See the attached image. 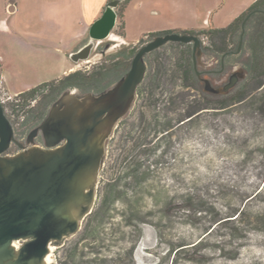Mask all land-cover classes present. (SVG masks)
<instances>
[{"label": "rangeland", "instance_id": "obj_1", "mask_svg": "<svg viewBox=\"0 0 264 264\" xmlns=\"http://www.w3.org/2000/svg\"><path fill=\"white\" fill-rule=\"evenodd\" d=\"M9 1L0 0V20L6 19L9 26L16 22L24 29L30 27V22H35L36 0H16L15 12L9 10ZM120 26L118 20L108 38L100 41L90 38L81 48L73 50L69 54L73 71L93 70L118 62L114 56L131 43L118 35ZM2 27L4 23L0 24V48L7 58L14 59L16 84L31 89L63 76L69 66L66 46L58 50L28 49ZM198 37L203 43L197 57V70L201 73H196L199 89H184L180 80L178 67L184 47L167 43L147 56L149 75L104 143L105 157L92 212L81 222L78 233L54 248L55 264H89L87 260L96 256L104 264H264V86L254 94L255 98L225 109L216 105L200 109L192 121L181 122L189 109L204 104L201 94L204 90L226 94L245 77L241 65L245 57L235 58L222 67L216 57L205 51L207 38ZM154 39L144 37L145 42H132L137 47L136 53ZM83 48L85 51L80 53ZM190 49L193 50L192 43ZM161 66L167 73L160 81L156 74ZM10 75L14 77L13 72ZM234 77V86L226 91ZM183 92L188 94V104H183ZM0 98L5 101L7 116L18 127L25 119V111L38 104L29 101L30 105L22 108V100L21 106L13 111L11 105L17 102V95L9 94L1 82ZM211 101L218 104L220 99L210 98ZM168 121L170 130L164 128ZM40 125L17 139L29 148L43 147L45 138L41 130L28 142ZM19 151L13 144L7 155ZM133 161H143L146 168L150 166L148 182L133 195L129 181L123 180L122 201L107 214L100 213L109 184ZM188 206H194L195 212ZM238 208H245L240 218L244 224L240 220L227 226L214 225L217 216H226ZM103 219L107 224L103 225L106 230L101 234L104 241L87 240V229L101 224ZM126 221L132 225L128 226ZM213 225L216 229L204 245L192 247ZM136 226L141 228V233ZM182 244L192 245L175 263L173 248ZM92 250L96 255L90 253ZM76 251L86 257L74 256Z\"/></svg>", "mask_w": 264, "mask_h": 264}, {"label": "water", "instance_id": "obj_2", "mask_svg": "<svg viewBox=\"0 0 264 264\" xmlns=\"http://www.w3.org/2000/svg\"><path fill=\"white\" fill-rule=\"evenodd\" d=\"M116 5L110 3L92 25L93 41L112 34L117 20ZM169 42L193 43L194 66L201 75L197 57L203 43L198 36H158L139 49L130 70L105 91H65L29 137L31 142L41 130L45 138L41 148H29L16 138L0 98V264H43L51 241L64 242L80 231L81 222L92 212V207L89 210L85 204L94 203L95 189L92 186L87 190L91 174L99 173L105 157L107 139L99 132L104 117L117 110L115 124L127 111L146 76V56ZM235 80L234 77L226 91ZM60 143L63 144L58 147ZM13 144L20 151L9 156L7 152ZM79 205L82 214L76 216ZM17 241L22 242L18 249Z\"/></svg>", "mask_w": 264, "mask_h": 264}, {"label": "trees", "instance_id": "obj_3", "mask_svg": "<svg viewBox=\"0 0 264 264\" xmlns=\"http://www.w3.org/2000/svg\"><path fill=\"white\" fill-rule=\"evenodd\" d=\"M133 0H109L108 5L115 2L117 5L115 7V12L117 14L118 20L121 23V32L118 33L121 37H126V23H125V11L128 5ZM107 5V6H108ZM245 22V24H244ZM244 24V25H243ZM170 33H180L189 34L196 36H205L208 40V46L205 47V51L213 55L219 61L220 66H226L235 58L245 57L242 62V69L244 71L245 77L240 79L237 84L229 90L226 94H214L207 91H203L202 97L204 104L198 109H189L188 112L183 115V120L181 122H188L193 120V116L198 113L200 109H211L215 105L218 109H225L227 107L233 106L238 103H243L250 98H255V93L258 92L264 86V0H256L243 14L237 17L230 25L225 28H210L206 30H170V31H158L150 32L145 34L139 43L145 42L144 37H158ZM84 41L83 43H86ZM178 44L184 49L180 57V65L178 67L180 74V80L184 82V89H199V80L196 74V69L193 61V50L190 49V44H185L182 42H169ZM193 44V43H192ZM165 46V45H164ZM162 46L161 48H163ZM161 48L149 53L148 55L158 52ZM137 47L133 43L129 46L124 47L119 55L114 56V60L118 59V62H114L112 65L100 66L93 70H76L63 75L61 78L56 80L42 83L36 87H33L27 91H24L17 95V102H13L11 107L13 111H16V107L21 106L22 100L24 104L22 108H26L29 101H37L38 104L32 108L25 111V119L17 126V123H13L16 138L19 135L28 133L31 129L40 125L46 118L50 106L55 103L58 98L69 89H78L82 93H101L107 88L111 87L119 79H121L128 71L131 66V60L136 55ZM233 52V54H228ZM147 55V56H148ZM147 56L145 61L147 63ZM162 70V71H161ZM167 71L161 66L158 68V73L156 74L160 81L166 76ZM149 73L139 87L145 82ZM161 75V76H160ZM163 76V77H162ZM176 77H174L175 79ZM171 79V78H170ZM188 94L183 92V104H188L187 102ZM211 99H220L218 104ZM21 115H18V117ZM171 122H166L164 128L170 130ZM167 130V131H168ZM145 163L133 161L129 164L128 168L124 170L115 181L109 184L108 190L104 197L100 213L107 214L112 207L116 205L118 201H122L123 191L120 190L121 182L129 181L128 184L131 186V193L137 194L138 190L148 182L151 170L150 166H144ZM127 184V183H126ZM190 211L195 212L194 206H188ZM245 208H238L233 213L226 216H217L215 218L216 227L220 225H230L235 222L242 221L240 219L244 216ZM98 215V213H97ZM105 219L102 220L101 224L93 226L87 229L86 239L96 241H104L105 238L101 237L103 231L106 230L103 225L105 224ZM128 226L132 225L131 221H126ZM242 224L245 222L242 221ZM211 226L205 230L204 237L195 246L204 245L207 238L214 232L216 227ZM138 228V232L141 233V228ZM192 244H182L177 248H173L174 258L173 262H178L180 254L185 252L187 249L191 248ZM89 244L86 245L88 247ZM90 253H94L92 250ZM95 254V253H94ZM79 255L85 258V254H78L75 252L74 256ZM96 255V254H95ZM131 256V253H130ZM89 264H104L103 260L97 256L93 259L87 260Z\"/></svg>", "mask_w": 264, "mask_h": 264}, {"label": "crops", "instance_id": "obj_4", "mask_svg": "<svg viewBox=\"0 0 264 264\" xmlns=\"http://www.w3.org/2000/svg\"><path fill=\"white\" fill-rule=\"evenodd\" d=\"M109 0H36L35 22L23 28L16 22L4 23L3 31L25 43L28 49L58 50L68 48L69 66L63 75L73 71L69 54L90 40L92 25L104 14ZM256 0H133L125 11V42L139 41L145 34L170 30H206L225 28L243 14ZM11 12L18 10L16 0L7 4ZM6 5V7H7ZM118 23V17L116 25ZM14 24V25H13ZM28 39V40H27ZM50 52L47 51L49 56ZM58 54V52H57ZM37 66V65H36ZM48 70V66L41 65ZM14 73V77L10 73ZM14 59L0 48V79L8 93L18 95L28 88L15 83Z\"/></svg>", "mask_w": 264, "mask_h": 264}, {"label": "bare ground", "instance_id": "obj_5", "mask_svg": "<svg viewBox=\"0 0 264 264\" xmlns=\"http://www.w3.org/2000/svg\"><path fill=\"white\" fill-rule=\"evenodd\" d=\"M117 39V38H116ZM89 102H92V99H90ZM92 105V104H91ZM118 111L114 110L111 111L109 113H107L104 117V122L103 125L99 128V132L107 139V137L109 136L113 126H114V120L116 117V113ZM98 176L99 173H97V175L95 173L91 174V178L89 180V184L87 187V190H90V188L93 186V188H96L97 182H98ZM93 202L91 201L90 203H86L85 206H87L89 208V210L92 207ZM76 211V216L82 214V209L80 207V205L75 209ZM63 242L62 241H51L49 244V253L47 254V256L44 259V263L43 264H55V261L53 259L52 256V252L54 250L55 247L60 246ZM16 248H19V245L17 243H15Z\"/></svg>", "mask_w": 264, "mask_h": 264}, {"label": "flooded vegetation", "instance_id": "obj_6", "mask_svg": "<svg viewBox=\"0 0 264 264\" xmlns=\"http://www.w3.org/2000/svg\"><path fill=\"white\" fill-rule=\"evenodd\" d=\"M62 144H63V143H60V144L58 145V147H59V146H62Z\"/></svg>", "mask_w": 264, "mask_h": 264}, {"label": "built area", "instance_id": "obj_7", "mask_svg": "<svg viewBox=\"0 0 264 264\" xmlns=\"http://www.w3.org/2000/svg\"><path fill=\"white\" fill-rule=\"evenodd\" d=\"M1 101H2V103H4V102H5L3 99H2Z\"/></svg>", "mask_w": 264, "mask_h": 264}]
</instances>
